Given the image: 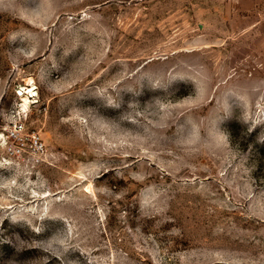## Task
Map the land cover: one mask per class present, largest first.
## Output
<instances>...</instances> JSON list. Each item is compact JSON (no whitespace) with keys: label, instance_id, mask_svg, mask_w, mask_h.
<instances>
[{"label":"rangeland","instance_id":"obj_1","mask_svg":"<svg viewBox=\"0 0 264 264\" xmlns=\"http://www.w3.org/2000/svg\"><path fill=\"white\" fill-rule=\"evenodd\" d=\"M1 132L0 264H264V0H0Z\"/></svg>","mask_w":264,"mask_h":264},{"label":"built area","instance_id":"obj_2","mask_svg":"<svg viewBox=\"0 0 264 264\" xmlns=\"http://www.w3.org/2000/svg\"><path fill=\"white\" fill-rule=\"evenodd\" d=\"M21 129H22V125L20 123H15L12 125V128L9 127V129H6V132L17 141V143L14 144L13 148H9V152L11 155L12 154L20 155L22 152H24V149L21 147L24 145L23 138L20 137ZM0 142L3 143L6 142L4 139L3 132L0 133ZM27 142L29 148L31 149L35 157L43 153L44 151L43 143H41V141L35 134L27 135Z\"/></svg>","mask_w":264,"mask_h":264},{"label":"bare ground","instance_id":"obj_3","mask_svg":"<svg viewBox=\"0 0 264 264\" xmlns=\"http://www.w3.org/2000/svg\"><path fill=\"white\" fill-rule=\"evenodd\" d=\"M24 99H25V101H26V97H25Z\"/></svg>","mask_w":264,"mask_h":264}]
</instances>
